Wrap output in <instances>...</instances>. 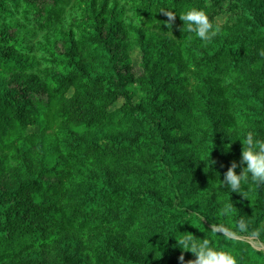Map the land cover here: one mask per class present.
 Instances as JSON below:
<instances>
[{
  "label": "trees",
  "instance_id": "16d2710c",
  "mask_svg": "<svg viewBox=\"0 0 264 264\" xmlns=\"http://www.w3.org/2000/svg\"><path fill=\"white\" fill-rule=\"evenodd\" d=\"M60 2L0 0V264H189L185 232L264 264L210 231L264 225V185L222 182L264 140V0H78L68 26ZM193 7L224 17L212 41L183 31Z\"/></svg>",
  "mask_w": 264,
  "mask_h": 264
},
{
  "label": "clouds",
  "instance_id": "9594fccd",
  "mask_svg": "<svg viewBox=\"0 0 264 264\" xmlns=\"http://www.w3.org/2000/svg\"><path fill=\"white\" fill-rule=\"evenodd\" d=\"M167 16L171 27V21L175 20L176 13L169 10ZM179 16L184 22L183 31L188 33V36L195 34L205 43L215 39L222 30L221 26L211 21L208 14L202 9L193 7L180 12ZM261 55H264V51L261 52ZM241 139L244 145L241 160L239 164L237 162L232 163L222 182L227 191L231 193L239 192L244 195L245 184L264 185V140L258 139L252 131L247 132ZM242 165L246 166L238 174L236 169ZM228 210L225 209V211ZM210 231L218 232L228 240L238 233H244L248 234L253 241L264 242L261 240L264 237V225L253 229L250 220L243 215L237 219L234 229L212 223ZM178 233L180 232L178 231ZM172 236H175L178 241L176 247L181 248L184 252L190 251L195 255L196 258L189 261V264H238L237 258L231 252L215 248L209 242L208 237L204 239L194 238L193 235H188L187 232ZM180 260H184L183 255L180 256Z\"/></svg>",
  "mask_w": 264,
  "mask_h": 264
},
{
  "label": "rangeland",
  "instance_id": "374dc122",
  "mask_svg": "<svg viewBox=\"0 0 264 264\" xmlns=\"http://www.w3.org/2000/svg\"><path fill=\"white\" fill-rule=\"evenodd\" d=\"M46 1H52V0H46ZM77 2H78V0H62V2H60V5H59L60 8L59 9L61 10L62 19L64 20V23L67 26L72 22L73 17H75L79 14ZM20 16L21 15L16 14V17L20 18ZM223 22H224V17L220 18L218 23H219V25H221ZM28 29H33V25L30 23L26 24V29L21 31L22 35L25 37L26 44L27 43L35 44V43L43 40V36L45 33L43 30H36L35 29V32L33 31L34 33L28 34V33H26ZM37 54L39 56L42 55L41 52H37ZM130 54H131V61L133 63L134 72L136 73V75H139L143 72V68L141 65L142 51H141L140 47L136 44L135 41H133V43L131 45ZM46 66H48L47 63L43 64L41 67L44 68ZM192 82H195L194 79L192 80ZM130 89L139 91V87L137 85L130 86ZM117 105H119V104H117ZM30 130L31 131H37V128L33 127ZM234 237L247 240V241L251 242L257 249L264 252V243L251 240L250 237L248 236V234L238 233Z\"/></svg>",
  "mask_w": 264,
  "mask_h": 264
}]
</instances>
